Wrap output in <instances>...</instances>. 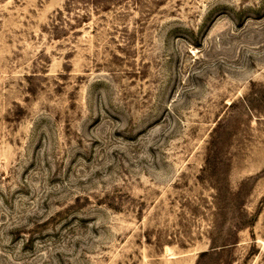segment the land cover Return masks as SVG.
<instances>
[{
    "label": "rangeland",
    "instance_id": "374dc122",
    "mask_svg": "<svg viewBox=\"0 0 264 264\" xmlns=\"http://www.w3.org/2000/svg\"><path fill=\"white\" fill-rule=\"evenodd\" d=\"M0 264H264V0H0Z\"/></svg>",
    "mask_w": 264,
    "mask_h": 264
}]
</instances>
